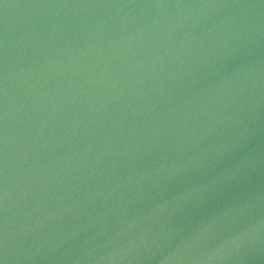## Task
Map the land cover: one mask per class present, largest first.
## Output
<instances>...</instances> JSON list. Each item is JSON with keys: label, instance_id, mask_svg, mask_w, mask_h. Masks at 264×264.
<instances>
[{"label": "water", "instance_id": "95a60500", "mask_svg": "<svg viewBox=\"0 0 264 264\" xmlns=\"http://www.w3.org/2000/svg\"><path fill=\"white\" fill-rule=\"evenodd\" d=\"M0 264H64L30 121L14 0H0Z\"/></svg>", "mask_w": 264, "mask_h": 264}]
</instances>
